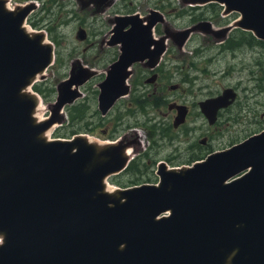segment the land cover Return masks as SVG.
Here are the masks:
<instances>
[{"label":"water","instance_id":"95a60500","mask_svg":"<svg viewBox=\"0 0 264 264\" xmlns=\"http://www.w3.org/2000/svg\"><path fill=\"white\" fill-rule=\"evenodd\" d=\"M76 1L82 9L90 3ZM181 1L218 4L239 17L224 29L199 22L158 39L160 13L115 17L108 45H118L120 55L98 85L101 115L128 94L129 67L146 59L156 66L168 38L182 49L193 33L222 41L238 28L264 41V0ZM7 3L0 0V264H264V131L191 167L160 164L158 185L109 193L104 180L126 168L128 146L46 135L65 121L64 108L82 97L79 88L95 71L73 65L56 86L49 118L38 120L39 98L30 88L45 79L54 47L44 32L24 27L34 3L13 10ZM86 37L79 28L76 40ZM236 97L226 88L198 104L209 126ZM172 108L178 128L187 108Z\"/></svg>","mask_w":264,"mask_h":264},{"label":"rangeland","instance_id":"374dc122","mask_svg":"<svg viewBox=\"0 0 264 264\" xmlns=\"http://www.w3.org/2000/svg\"><path fill=\"white\" fill-rule=\"evenodd\" d=\"M50 1L51 3L45 0H8L10 6L22 5L25 2L34 3L37 9L30 14L24 26L29 31H43L46 42L54 45L55 56L52 65L44 73L45 79L36 84L40 86L45 96L31 89L38 96L40 104L36 108L35 116L37 114L43 119L49 116V107L57 97L56 86L70 77L73 65L79 64L81 68L95 71L96 76L80 87L79 92L82 97L64 108L63 112L67 120L61 125H55L46 134L49 139L61 140H69L73 135L85 134L98 145L111 141L100 136L102 134L100 128L103 127L104 121L113 117L115 113H122V110L126 108L124 104L129 101L128 98L121 99L120 102L124 104H117L118 108L114 109L111 112L112 115L110 114L107 118H102L97 109L98 84L104 80L108 67L119 55L118 47L108 48L104 43L109 39L108 34L112 29L109 20L115 15L137 13L144 16L149 10L155 9V5H164L166 21L174 30H181L190 27L195 17L205 19L209 13L205 7L206 10L189 12L190 5H182L181 0H163V2L162 0H121L104 12L93 11L92 8L82 9L76 0ZM237 18L236 15L232 20ZM35 22L36 27L30 25ZM79 28H83L87 33L85 41H78L75 38ZM207 39L200 33H194L181 52L170 40L167 42L169 52L163 58V62L168 63L169 69L177 65L184 69L182 71L168 70L170 78L165 81L167 85L165 91L169 98L176 97L191 108L184 125L177 132H168L170 138L176 136L174 141H170L168 137L161 134L163 129L173 130L171 126L173 117L167 115L166 106L162 109L151 107L143 111L139 109L134 119L130 117L123 119V126L126 127L131 123H137L132 132L135 131L140 137H138L141 144L140 150L149 153V159L154 156L155 165L166 160L169 161L168 168L191 166L193 163L189 160L192 158L204 159L209 153L225 150L264 129L262 127L264 126V42L263 45L262 43L261 45L249 44L247 47L243 45L241 51L231 54L219 51L218 46ZM197 49L202 50L195 55ZM173 56L175 60H171ZM136 71L139 69L133 67L132 73ZM136 79V76L129 79L130 93L136 91L133 95H139L148 86L142 83L143 81L135 86L133 81ZM170 85H179L180 92L177 94L169 92ZM230 87L238 88L237 102L219 115L215 125L209 126L199 112L197 103L205 98L216 96L222 89ZM256 87H262L260 94ZM78 104L81 105L75 112L83 113L82 120L76 117V121L68 123V116L73 106ZM247 105L257 108L258 113L255 119H248L245 115ZM147 117L151 118L149 124ZM140 125L142 127H139ZM152 126L154 129L148 137V131ZM203 139L206 140L205 144L200 143ZM148 149L149 152H147ZM139 156L135 154L132 158L135 160ZM147 159V157H141L140 161L143 164L148 163ZM154 168L156 169V166ZM115 177L117 176H110L106 180L109 190L137 184L134 182L129 184V180L124 177L118 178V183H115ZM152 181V184H156L158 178Z\"/></svg>","mask_w":264,"mask_h":264},{"label":"flooded vegetation","instance_id":"af4514ba","mask_svg":"<svg viewBox=\"0 0 264 264\" xmlns=\"http://www.w3.org/2000/svg\"><path fill=\"white\" fill-rule=\"evenodd\" d=\"M84 1H89L90 2L89 5L87 6V9L92 8L93 11H102V12H104L106 9L112 7L114 4H116L117 2H119L121 0H110V1L106 2L101 7H98V3H97L98 0H84ZM161 2H163V0ZM204 7L207 10H209L208 15L205 17V19L203 17H199V18L195 17L192 20V21H194V23L191 24V26H194L195 24H197L199 22H209L211 24L212 28L220 30V29H224L226 27L231 26L236 21V19L232 20L233 17H235L236 15L238 17L237 13L224 14V9H222L217 4H212V5H208V6H191L190 9H188V10H189V12H196V11H199V10H206V9H204ZM164 9H165L164 5H162V6H156L155 5V9L149 10L146 15L140 16L138 14L140 16V18L146 19L149 16L151 11H156V12L160 13L164 17V21L163 22H158L153 28V36H154L155 39H158L160 37L166 36V35L170 34L171 31H179V30H174L171 27V25L166 21V16H165L166 11ZM135 14H137V13H135ZM117 16H122V15H115L113 17V19L109 20L110 25L112 26V29H113V20ZM230 21H232V22L229 24ZM112 29H111V31H112ZM111 31L108 34L109 39L104 42L106 47H108V48L114 47V46H109L108 45V42L110 41L111 36H112ZM86 35H87V33H86ZM250 35H251L250 32L243 31V30L238 29V28H232L230 31H228L226 33L225 38L222 41H216L211 36H205V37H207L208 38L207 40L211 41L213 44H216L218 46L217 48H218L219 51H221V52H230L231 54H234L235 51H241L243 49L242 48L243 45H244L243 47H247L250 44V42H249V41H251ZM169 40L171 42L173 41L170 38L167 39V41H166V50L160 56L156 66L152 67L150 64H148V61L146 59L143 62L135 63V64H133V65H131L129 67V69L127 71H130V75H129V77L126 80V85L129 86L128 94L123 96V97H121L120 99H118L115 102V104L108 110V112L106 114L101 115V113H100L102 118H107L111 114V112H113L114 109L118 108V105L122 103V101L120 102L121 99H124V98H128L129 99V101H127L125 104L122 103L126 107L125 109H123L124 111L122 110V113H119V114L115 113L113 117H110V119H108L107 121H104L103 127L100 128V131L102 133L100 135L101 137H103L105 139H110L111 140L110 142L119 141V142H121V144L123 146H128V147H132L133 148V150H134L133 151L134 152L133 156L135 154L140 155L139 158H137L135 160L132 158L131 161L126 166V168L122 172H120L117 175V177H115L116 180L114 182H116V183H118V181H117L118 178L123 179V177H124V178L129 180V184H132L133 182L137 183V184H133L131 186L143 185V184L151 185L152 182H153L152 180L156 181L157 178L159 177L158 176V168H159L160 164H164L168 168L167 164L169 163V161H166V160L160 161L158 164L156 163V165H155L154 156H152L149 159V153H144L142 149L140 150V147H141V144H140V141H139L140 137L136 135L137 133L135 131H134V133L132 132L134 130V127H135L134 125H137V123L136 124L135 123H131L127 127L123 126L124 117H130V119H134L135 113L139 112V109H140L139 102L140 101L144 102L143 104L145 106H144L143 110L145 108H147V107H151L152 109H155V108L156 109H162L164 106H166L167 115L172 116L173 117V121H174V118L177 115V111H176L175 108L169 109V107L171 105H173V106H185L187 108L186 119L188 117V114L191 111L190 106L180 102V100L177 99L176 97L169 98L167 96V91H165V87L167 86L165 81H168L169 78H170V75L168 76V70H174L175 69V71H177L179 69L180 71H182L184 69V67H179L178 65L174 66L173 69H169L167 67L168 63L163 62L164 61L163 58L169 52V49L167 48V42ZM104 43H103V45H104ZM251 43H252V45H261L259 43H262V45H263V42H260V41L256 40L255 38H254L253 42L251 41ZM174 45L176 46V44H174ZM116 47H118V51H119V55H120L119 46L116 45ZM177 49L181 52V50L183 48L179 49L177 47ZM201 50L202 49H199V50L197 49L195 51V53H196L195 55H198L199 53H201ZM170 51L172 53V50H170ZM119 55H118V57H119ZM118 57H117L116 61L118 60ZM171 60H175V57L173 56ZM116 61H114L113 63H115ZM109 67H108V69H109ZM133 67H137L139 69V71H136L133 74L132 73ZM133 76L137 77L136 81H133V84L135 86H138L140 84V82H142V81H143L142 83H144L145 85H148V86H146L147 87L146 90L140 92L141 95L140 94L139 95H136V94L133 95L134 92H136L135 90L132 91V93H130L131 92V88H130V85H129V79L132 78ZM106 77H107V72H106V76H105L104 80L106 79ZM230 88H232V87H230ZM224 89H226V88H224ZM224 89H222V91ZM232 89L237 93L236 100L232 104V105H234L237 102V99H238V88L234 87ZM256 89L258 90L257 92L259 94L263 90L262 87H258V88L256 87ZM168 91L169 92H175V94H177V93L180 92V86L179 85H170L169 88H168ZM219 94H217L216 96H218ZM216 96H211V97L205 98L202 101H205V100H207L209 98H213V97H216ZM202 101H199L197 103L199 112L201 114H202V112H201L198 104L200 102H202ZM230 107H228V108H230ZM97 109H98V107H97ZM140 110L143 111L142 109H140ZM225 110H221V111L218 112L217 119L219 118V115ZM244 112H245V115L248 116V119H255L257 117L258 110H257V108H253L252 106L247 105V107L245 108ZM186 119H185V121H186ZM150 120H151V118L147 117V123L148 124L150 123ZM173 121L171 123V126H172L173 130H169L167 128L166 130L163 129L162 132H161V134L164 135V137H166V138L168 137L170 141H174L176 136L173 135L174 137L170 138L168 132L169 131H173V132L176 131L177 132L181 128V126L184 125V124H182L178 128H174L173 127ZM139 127H142V126L140 125ZM262 127H264V126H262ZM153 129H154V126L150 127V130L148 131V134H147L148 137L151 135V132H152ZM203 140L206 142L205 139H203ZM147 147H150V146H147ZM151 147H153V146H151ZM147 152H149V149L147 150ZM141 157H147L148 158L147 159L148 163H144L143 164L142 161H140ZM151 159H153V161H151ZM155 166H156V169L154 168ZM168 169H170V168H168ZM119 185L121 186V184H119Z\"/></svg>","mask_w":264,"mask_h":264},{"label":"trees","instance_id":"16d2710c","mask_svg":"<svg viewBox=\"0 0 264 264\" xmlns=\"http://www.w3.org/2000/svg\"><path fill=\"white\" fill-rule=\"evenodd\" d=\"M45 1H48V2L51 3L50 0H45ZM31 25H32L33 27H36V26H37V23H36V22H35V23H31ZM250 38H251V41L253 42L254 37H252V36L250 35ZM251 41H249L250 44H252ZM259 44H261V43H259ZM33 89H34V91H36V92H38V93L44 95V94H43V91H42L41 88H40V86L35 85V86L33 87ZM44 96H45V95H44ZM143 103H144L143 101H140V102H139L140 109H142V110H143V108H144V106H145ZM79 105H81V104H78V105L73 106V110H71V113H70V115L68 116L69 123H70L71 121H72V122L76 121V117H77L79 120H82V118H83V113H82V112H78V111L75 112L76 110H78V109H76V108L80 107ZM72 133H73V132H72ZM197 160H201V159H199V158H192L191 160H189V162H194V161H197ZM115 183H116V182H115Z\"/></svg>","mask_w":264,"mask_h":264},{"label":"bare ground","instance_id":"6f19581e","mask_svg":"<svg viewBox=\"0 0 264 264\" xmlns=\"http://www.w3.org/2000/svg\"><path fill=\"white\" fill-rule=\"evenodd\" d=\"M29 33H31V32H29ZM40 105V104H39ZM39 111V108L37 109V112ZM36 116H37V114H36ZM37 119L38 120H42L43 118H41V117H38L37 116ZM46 135H48V134H46ZM87 140H88V142L89 143H94L95 141H93L89 136L87 137ZM104 143H106V142H103L102 144H100V145H98V146H104ZM125 155L126 156H129V155H131V149L130 148H127L126 150H125ZM109 190V189H108ZM109 193H111L112 191H108Z\"/></svg>","mask_w":264,"mask_h":264}]
</instances>
